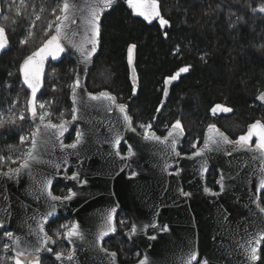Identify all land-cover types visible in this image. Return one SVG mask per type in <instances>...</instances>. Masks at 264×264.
<instances>
[{
	"label": "water",
	"instance_id": "95a60500",
	"mask_svg": "<svg viewBox=\"0 0 264 264\" xmlns=\"http://www.w3.org/2000/svg\"><path fill=\"white\" fill-rule=\"evenodd\" d=\"M116 2L112 0L108 7L102 0L60 1L54 30L75 64L68 94L71 115L55 121L31 113L32 128L20 161L0 169V229L13 234L12 253L23 252L26 262L48 253L52 238L46 225L69 215L73 220L62 232L68 249L54 256L56 264H119L102 241L116 229L117 208L129 210L132 202L136 214L127 236L141 254L131 264L141 260L146 264H257L264 242V188L260 186L264 151L256 144L242 147L211 126L198 147L181 154V128L172 125L164 135L153 130L141 134L113 93L86 88L100 46L103 15ZM73 130V138L67 141ZM122 142L125 154L120 151ZM72 144L76 146L69 147ZM25 164L27 169L22 167ZM129 166L133 173L127 175ZM210 167L218 172L217 190L206 186ZM74 174L77 180L71 179ZM55 183L68 188L64 196L52 192ZM156 219L164 222L161 230L152 226ZM150 226L153 234L147 235ZM253 248L258 249L255 260Z\"/></svg>",
	"mask_w": 264,
	"mask_h": 264
},
{
	"label": "trees",
	"instance_id": "16d2710c",
	"mask_svg": "<svg viewBox=\"0 0 264 264\" xmlns=\"http://www.w3.org/2000/svg\"><path fill=\"white\" fill-rule=\"evenodd\" d=\"M60 1L0 0V27L6 38L0 49V169L15 165L11 160L25 150L27 139L21 138L32 128L31 89L22 65L55 33ZM156 1L164 25L135 14L126 0H117L104 13L86 88L113 93L139 131L148 124L163 134L179 121L183 150L193 139L200 143L211 126L236 140L251 124L264 125V100L258 99L264 94V12L259 11L264 0ZM183 67L188 70L175 76ZM74 70L67 54L46 61L36 94L44 106L37 105V114L44 110V119L55 121L70 117ZM218 105L231 111H217ZM70 138L71 133L66 140ZM261 201L264 205V191ZM6 231L0 229V264H8L12 253L10 245L3 252L4 241L9 242L3 236ZM53 236L51 253L38 259L43 264H56L54 251L59 244L64 247L61 238ZM129 254L119 253V261H129ZM257 264H264V242Z\"/></svg>",
	"mask_w": 264,
	"mask_h": 264
},
{
	"label": "flooded vegetation",
	"instance_id": "af4514ba",
	"mask_svg": "<svg viewBox=\"0 0 264 264\" xmlns=\"http://www.w3.org/2000/svg\"><path fill=\"white\" fill-rule=\"evenodd\" d=\"M166 131L163 134H160V135H164L166 133ZM147 132H145V133H147ZM139 133L145 134V133L140 132V131H139ZM204 133L205 132H203V136H202V139H201L200 143H196L193 148H189V149H186V150H183V142H184V138H185V137H183L182 140H181L180 146L178 148L179 152L181 154L191 153L196 147H198L201 144V142L203 140V137H204ZM74 134H75V131L74 130L71 131V138L69 140H67V141H70L73 138ZM120 151H121L122 154H125L126 145H125L124 142H122V144L120 145ZM172 170L173 169H170V171H172ZM71 171H72V169H69L68 173L70 174ZM210 172L211 173L213 172V173L210 175L209 174ZM132 173H133V169L130 168V166H129V171H128L127 175H130ZM217 176H218L217 170L214 167H210L208 169V172H207V175H206V186L211 188L212 190H217V186H216ZM211 177H213V180L211 179ZM67 191H68V188L63 186L61 183H55L52 186V192L55 195L64 196L67 193ZM185 191H186V189H184L183 192H185ZM132 205H133V203L130 202V204L128 206L129 210L127 208H125L124 206H119L117 208V210L115 211V214H114V221H115L116 229L111 235H109L108 237L104 238L103 241H102V245H103V247L106 250L111 251V252L116 254L117 261L119 262V264H131V263H134L135 261L138 260L140 254H141L136 242L134 240H131V238H129L127 236V232L132 228V225H133V215L136 214V212L134 210H131ZM60 220H63V221L67 222L66 225L64 227H62V229L60 231V238H61V241L63 242V240H62V232H63L64 228L66 226H68L72 222L73 217L69 216V215H67V216H59V217H56V218H54V219H52V220H50L48 222V224L46 225V230H47V233L52 238V244L49 246L48 253H51L50 252L51 251V247H52L53 242H54V236H53V234L50 231H52V229L55 228V225ZM153 225H155V227L158 228V230H161L163 228L164 222L159 223V221L156 219L153 222L152 226ZM5 230H7V229H5ZM130 234L133 237L135 233L134 232H130ZM146 234L147 235L153 234V230H152L151 226L147 228ZM63 244H64V251H60V252L56 251L53 256H55L57 253L65 254L67 252L68 245L65 242H63ZM122 251H127V252L129 251V253H130L129 254V261L124 262V263L119 261V253L122 254ZM48 253L41 254L39 258H41V256L46 255ZM38 259H33V260H38ZM31 261H32V259H31ZM54 261H55V259H54Z\"/></svg>",
	"mask_w": 264,
	"mask_h": 264
},
{
	"label": "snow or ice",
	"instance_id": "6c2138e0",
	"mask_svg": "<svg viewBox=\"0 0 264 264\" xmlns=\"http://www.w3.org/2000/svg\"><path fill=\"white\" fill-rule=\"evenodd\" d=\"M102 3L105 4L106 6L110 7L111 6V3H112V0H102ZM129 4L133 8L137 9L138 14L141 15V16H144L145 19H147L148 16L152 14L149 11V9L150 8L151 9H154V5H142V4H138V3H133V0H129ZM67 8H68V4H64V9L67 10ZM259 11L260 12H264V5H261L260 6ZM96 16H98V14L94 15V18H93L94 25H95ZM166 23H167V21H164L163 19L161 20V24H166ZM3 31L4 30L2 28H0V35H3ZM57 32H59V29H57ZM22 43H23V41H22ZM49 46H52V47H51V51L48 52V55H52L53 57L55 56V53L63 52L64 51V48L61 46V44L59 42L58 35H52L51 38L46 41V44H45V46L43 48H41L37 52H34L32 54V56H29L24 61L23 68H24L25 82L28 83V86L30 88H32L33 93H35L36 89H35L34 85L30 82V76H38L39 75V70H38V68H36L35 71H31L29 69L30 62L33 61V58L34 57H37V56H39V57H41V59H43V55L42 54L45 52V50L47 48H49ZM3 47H4V43L2 41H0V49H2ZM134 47H135V45H133V46H131L129 48V60L130 61H131V52H132V49ZM93 50H94V48H93ZM187 70H188L187 68L181 69L182 72H186ZM172 79H175V77H173ZM76 83L78 84L79 81H77ZM92 99H97V97L93 96ZM258 99L264 100V94H261V96L258 97ZM41 107H43V105H41ZM121 109L123 110V106H121ZM225 111H231V109H225ZM32 115H33V117H35V115H36L35 110H33ZM40 119L43 120L44 117L41 116ZM125 119L127 120L128 117H125ZM50 127H54V125H50ZM175 127L177 129H179L181 127L179 121L176 122ZM79 135L80 134L77 133V137L78 138H79ZM254 135L255 136H258V141L256 143V149L261 150V151H264V125L260 124L259 122H256V123L252 124L250 126V128H249L248 134L246 136H241L239 138V141H237V143L240 144L242 147L243 146H247L249 144V141L251 140V138ZM146 138H149L147 136V134H146ZM21 139H23V137ZM225 142H227V141L225 140ZM117 143H119V142L117 141ZM75 146H76L75 144L69 145V147H72V148H74ZM129 152L131 153V149H129ZM117 154H119V153H117ZM177 156H179V153H177ZM22 167L25 168V169H27L28 168V165L25 164ZM13 171L19 172V170H11V169L9 170V172H13ZM178 172H179V169L177 170V174H178ZM5 175H7L9 179H12V176L9 175V173H5ZM71 179L77 180L78 177H77V175L74 174L71 177ZM260 186H261V188H264V181H261V185ZM220 187H221V192H223L224 191V185H223L222 182H221ZM205 191H208V189H205ZM71 195L74 196V195H76V193H72ZM184 195L187 196L188 193H184ZM68 198L70 199L71 197H68ZM54 199H58V198H54ZM111 220H112V217L110 215L109 216V221H111ZM153 227H155V225H153ZM167 230H168V227H167V225H165L164 226V231H167ZM131 231L132 232H135L136 231L135 227H133V229ZM72 234H75V233H70V235H72ZM6 235L9 238H12V236H13V234L11 232L6 233ZM262 239H264V238H262ZM257 243L259 244L260 241L258 240ZM7 247H8V245H5V249H7ZM38 250H39V248H37V251ZM257 251H258L257 248H253L252 249V251H251V259H253V260L257 259V255H256ZM23 255H24L23 252L17 253V258L15 260V264H22V261H21L20 257L23 256ZM57 258L58 259L60 258L59 257V254L57 255ZM69 259H71V257H69ZM140 264H146L145 260H141L140 261Z\"/></svg>",
	"mask_w": 264,
	"mask_h": 264
},
{
	"label": "rangeland",
	"instance_id": "374dc122",
	"mask_svg": "<svg viewBox=\"0 0 264 264\" xmlns=\"http://www.w3.org/2000/svg\"><path fill=\"white\" fill-rule=\"evenodd\" d=\"M127 1V3H128V5L131 7V9H132V11L135 13V14H138V11H137V9H135V8H133L130 4H129V0H126ZM133 3H138V4H142V5H154V9H149V11L152 13L151 15H149L148 16V18L146 19L147 21H150V20H153V19H158V21H159V23L161 24V20H162V18H160V16H159V8H158V3H157V1L156 0H133ZM139 15V14H138ZM141 16V15H140ZM141 17H143L144 19H145V17L144 16H141ZM164 20V19H163ZM165 21V20H164ZM161 25H164V24H161ZM1 28V27H0ZM52 35H56V33H53ZM52 35H50V37L48 38V39H50L51 38V36ZM47 39V40H48ZM5 40H6V38H5V34H4V32H3V35H0V41H2L3 43H5ZM46 40V41H47ZM46 41L43 43V45L39 48V49H37L35 52H37V51H39L41 48H43L44 46H45V44H46ZM60 42V41H59ZM61 44V43H60ZM62 46V45H61ZM51 47L52 46H49V48H47L46 50H45V52L42 54L43 55V59H41V57H39V56H37V57H34L33 58V61H31L30 62V65H29V69L31 70V71H35V69L36 68H38V70H39V75L38 76H30V82L34 85V87H35V89H36V91H35V93H33V91H32V88H30L31 89V96H30V99H29V102H28V104H29V106H28V111H29V113L31 114L32 112H33V110H35V113L37 112L36 111V108H37V105H39V106H41V105H43L44 106V103L43 102H38L37 101V96H36V94H37V92H38V90H39V87H40V80H41V77H42V72H43V70H44V66H45V63H46V61L48 60V59H52V60H56V59H58L60 56H62L63 54H66L65 53V51H63V52H58V53H55V56L53 57L52 55H48V52H50L51 51ZM33 54V53H32ZM32 54H31V56H32ZM128 60H129V52H128ZM131 61H132V53H131ZM131 61L129 60V63H131ZM23 66H24V64L22 65V75H23V78H24V81H25V76H24V68H23ZM185 67H183V68H180L174 75L175 76H177L179 73H181L182 71H181V69H184ZM28 84V83H27ZM225 109H227L226 107H224V106H221V105H218L217 107H216V110L217 111H225ZM44 113H45V111L44 110H42L38 115L41 117V116H43L44 117ZM45 118V117H44ZM254 124V123H253ZM252 125V124H251ZM250 125V126H251ZM143 126V127H142ZM250 126H249V128H250ZM140 132H143V133H145V132H147V131H149V130H151V128H150V125H148V124H146V125H140ZM249 128L247 129V131L245 132V133H243V134H241L240 136H238L237 138H236V140L235 141H239V138L241 137V136H246L247 134H248V132H249ZM24 139H27V142H28V139H29V134H25L24 136H23V140ZM257 141H258V136H253L252 138H251V140L249 141V144H256L257 143ZM195 144H196V140L195 139H193L190 143H189V146H188V148H193L194 146H195ZM27 145V144H26ZM26 148V147H25ZM17 149V148H16ZM16 149H13V153H16ZM12 151V150H11ZM18 153V152H17ZM20 157L21 156H17V157H13V159L11 160L12 162H19L20 161ZM16 163V164H17ZM66 221H63V220H60V221H58L57 222V224L55 225V228H53L52 229V233L54 234V235H56L57 237H60V231H61V229H62V227H64L65 225H66ZM8 232H10V231H6V232H4V234H3V236L4 237H8L7 235H6V233H8ZM5 243H3V252H5L6 250H5V245H10L9 244V242H6V240L4 241ZM8 243V244H7ZM57 246H59V247H57L56 249H55V251L54 252H56V251H64V247L62 246V245H57ZM7 254V253H6ZM7 260H8V264H15V260H16V258H17V255H15V254H9L8 256H7ZM20 259H21V261H22V264H43L42 263V261L41 260H29V261H24V259L23 258H21L20 257Z\"/></svg>",
	"mask_w": 264,
	"mask_h": 264
}]
</instances>
